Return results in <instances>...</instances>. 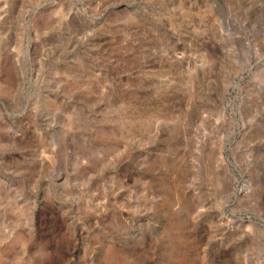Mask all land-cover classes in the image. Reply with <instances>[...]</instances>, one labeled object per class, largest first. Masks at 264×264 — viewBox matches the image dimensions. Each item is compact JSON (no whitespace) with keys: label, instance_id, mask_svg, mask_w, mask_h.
I'll list each match as a JSON object with an SVG mask.
<instances>
[{"label":"rangeland","instance_id":"1","mask_svg":"<svg viewBox=\"0 0 264 264\" xmlns=\"http://www.w3.org/2000/svg\"><path fill=\"white\" fill-rule=\"evenodd\" d=\"M0 264H264V0H0Z\"/></svg>","mask_w":264,"mask_h":264},{"label":"water","instance_id":"2","mask_svg":"<svg viewBox=\"0 0 264 264\" xmlns=\"http://www.w3.org/2000/svg\"><path fill=\"white\" fill-rule=\"evenodd\" d=\"M137 237H138V235L134 232H129L127 235L128 240H135V239H137Z\"/></svg>","mask_w":264,"mask_h":264}]
</instances>
